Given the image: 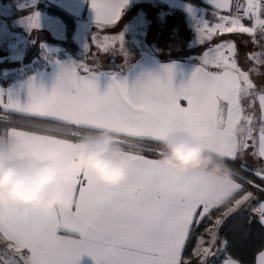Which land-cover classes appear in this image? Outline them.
<instances>
[{
    "label": "snow or ice",
    "instance_id": "obj_1",
    "mask_svg": "<svg viewBox=\"0 0 264 264\" xmlns=\"http://www.w3.org/2000/svg\"><path fill=\"white\" fill-rule=\"evenodd\" d=\"M129 2L89 0L96 31L80 63L59 66L50 91L30 81L22 102L18 93L0 89V135L54 161L74 202L52 213L9 208L12 221L0 225V264H78L85 254L95 264H245L228 252L224 225L247 213L264 229V86L254 79L264 78V0H208L212 20L197 26L204 49L186 83L174 85V66L166 65L131 84L112 75L101 94L99 56L118 51L127 62L122 33L104 32L119 24ZM28 25L40 27L38 13ZM225 34H246L245 43L258 49L246 54V66L238 62L235 40L211 43ZM214 123L224 129L214 151L232 168L234 183L208 190L189 179L192 191L176 193L157 163L160 141L178 131L199 138ZM100 129L116 135L129 162L126 179L115 187L97 183L72 157L74 141ZM251 264H264V243Z\"/></svg>",
    "mask_w": 264,
    "mask_h": 264
},
{
    "label": "clouds",
    "instance_id": "obj_2",
    "mask_svg": "<svg viewBox=\"0 0 264 264\" xmlns=\"http://www.w3.org/2000/svg\"><path fill=\"white\" fill-rule=\"evenodd\" d=\"M223 130L222 124L214 123L199 138L178 131L160 141L157 163L173 182L176 193L192 191L189 179L208 190L232 186L235 181L232 168L214 151ZM243 131L238 128L236 134ZM72 157L81 171L91 172L96 182L106 187H115L126 179L129 162L125 149L109 130L81 134L74 141ZM60 176L58 165L40 159L34 146L13 136L0 135V225L12 221L7 212L12 207L26 206L52 213L72 206L74 202L67 198V187Z\"/></svg>",
    "mask_w": 264,
    "mask_h": 264
},
{
    "label": "crops",
    "instance_id": "obj_3",
    "mask_svg": "<svg viewBox=\"0 0 264 264\" xmlns=\"http://www.w3.org/2000/svg\"><path fill=\"white\" fill-rule=\"evenodd\" d=\"M200 1L202 2L201 5H193L182 0H130L128 6L122 10L119 23L124 19L130 18L141 9L168 3L176 9L174 19L182 18L185 22L184 26L187 29L190 28L188 38H185L187 41L183 45L192 48L194 45L191 44V40H194L196 36L198 37V24L206 18L210 21L212 20V6L208 3V0ZM38 3L50 4L72 16L76 21L75 31L68 35L62 21L58 17L47 14L42 10L39 13L40 27L30 29L28 20L34 10H39L37 8ZM243 22L246 26H251L250 21L244 20ZM176 25L179 26L180 24L176 23ZM181 25L183 24L181 23ZM89 27H95L94 13L89 6V0H0V71L16 65L21 54L25 53L28 55L33 44H35V48L46 42L60 45L59 43L73 40V34L81 28L87 29ZM240 35V42L246 44L245 41H248L249 37L246 34ZM74 41L76 42V40ZM198 45L202 44L199 43ZM248 45H250L251 50L246 48L242 50L244 62H240L241 66H246L245 56L248 51L258 50L251 43H248ZM73 64H78V62L68 53L66 61L49 67L41 75L30 78L28 82L4 85L0 89L18 93L23 102L27 98V84L30 81L37 87H43L45 91H50L59 72V66L68 67ZM199 64L200 60L195 57L160 59L155 52L144 53L143 56L139 57L138 61L123 72L98 71V91L102 94L107 89L110 76L112 75H116L118 78L126 77L129 84H131L144 74H161L163 66L166 65L174 66L173 82L174 85L179 86L190 79L191 73ZM256 79L258 80V78ZM181 103L186 106V101H181ZM248 162H253L250 157ZM78 264H95V262L85 254L81 256Z\"/></svg>",
    "mask_w": 264,
    "mask_h": 264
},
{
    "label": "trees",
    "instance_id": "obj_4",
    "mask_svg": "<svg viewBox=\"0 0 264 264\" xmlns=\"http://www.w3.org/2000/svg\"><path fill=\"white\" fill-rule=\"evenodd\" d=\"M182 1H185L193 5L202 4L200 0H182ZM37 8L39 10L46 12L47 14L58 17L62 21L66 33L68 35L72 34L75 31L76 29L75 19L72 16L65 13L64 11L50 4H43V3H38ZM124 20H122L121 22H123ZM179 27H182V25L180 24ZM240 37H241L240 34H225L223 37H220L218 40L220 39L235 40L238 46V62L243 63L244 58L242 55V49H244L245 46H248V43L243 44L242 42H240L239 39ZM184 38L185 35H183L182 39ZM67 41L59 44L62 45L78 63H80L84 59L85 55H82L79 52V50L81 49L74 40H70L68 42ZM164 45L166 44L162 43V46ZM175 45L177 47H174V53L167 54L158 47L157 50H155L154 47H156L157 45L150 48L152 49V51L149 50L148 52L145 53L155 52L156 54H158V57L160 59H165V58L183 59L187 57H196L197 55L201 54L204 49V45L188 48L183 45V42H180L179 44H175ZM182 46L184 47L181 48ZM36 49L37 47L35 48V44H33L31 46V51L28 52V55L32 54ZM143 55L144 53L140 52L139 55H137L135 58H131L130 60H127V62H125V60H121L125 58V56L121 54L120 55L110 54V56L107 57L108 59L100 57L101 59V60L99 59L100 67L97 71L123 72L132 64H134L136 61H138L139 57ZM88 63L91 64V60H89ZM259 81H261V79H259ZM257 85L260 86L261 83L259 82L257 83ZM2 127L3 125H0V128ZM152 147H155V145H152ZM249 164L251 165L252 163ZM245 175H247V173H245ZM249 178L255 179L254 177H249ZM256 182L260 183L259 180H257ZM261 198H264V195H262ZM221 236L223 239L229 241L228 252L234 256L238 255L239 257H241L245 261V264H251L255 251L261 246L262 243H264V229H262L259 223L255 221L250 223L249 216L247 213L237 214L234 215L232 218H230L224 225L223 230L221 232Z\"/></svg>",
    "mask_w": 264,
    "mask_h": 264
},
{
    "label": "rangeland",
    "instance_id": "obj_5",
    "mask_svg": "<svg viewBox=\"0 0 264 264\" xmlns=\"http://www.w3.org/2000/svg\"><path fill=\"white\" fill-rule=\"evenodd\" d=\"M175 11L176 9L174 8V6L168 3H162L154 7L144 8L139 10L137 13L133 14L130 18L124 20L123 22H120L117 26L106 29L104 34L111 36L116 35L118 33H122L123 47L124 51L127 53V60L135 58L137 55H139L140 52L145 53L149 50L152 51V49L150 48L155 45H157L156 47H154L155 50H157L158 47L167 54L174 53V47H177L175 44H179L180 42L186 43L187 40H185V38H188V34L190 31V28L187 29L186 26H184L185 22L184 20H182V18L178 17L179 19H174ZM37 13L39 14L40 10H34L31 16ZM176 23H182L183 25L182 27H179L180 25L177 26ZM95 31L96 26L89 27L87 29L81 28L80 30H78V32H75L73 34V40H76V42H78L77 44L81 49L79 50V52L82 55H85V45L90 42L91 35ZM183 35H185L184 39H182ZM191 41V44L194 45V47L200 46L198 45L199 41L197 36L196 38H194V40ZM217 42H219V40L214 39V41H212L211 43ZM156 43H158L159 46ZM162 43H165L166 45L162 46ZM45 44L50 43L46 42ZM183 47L184 46H182L181 48ZM245 48L251 50L250 45L245 46L244 49ZM95 51L96 49L93 48L92 52ZM110 54L120 55V52L117 51L115 53H108L105 55L101 54L99 56V59L100 57L108 59L107 57L110 56ZM201 55L202 53L197 55L195 58L200 60ZM121 60H125V58ZM259 79H261V81H259ZM255 80L257 79L255 78ZM257 81L255 82L261 83L260 86H264V78H258ZM250 163L253 164V162Z\"/></svg>",
    "mask_w": 264,
    "mask_h": 264
},
{
    "label": "built area",
    "instance_id": "obj_6",
    "mask_svg": "<svg viewBox=\"0 0 264 264\" xmlns=\"http://www.w3.org/2000/svg\"><path fill=\"white\" fill-rule=\"evenodd\" d=\"M68 58L67 50L57 44H40L30 55L21 54L18 63L0 71V87L4 85L26 83L32 77L44 73L49 67L64 62Z\"/></svg>",
    "mask_w": 264,
    "mask_h": 264
}]
</instances>
